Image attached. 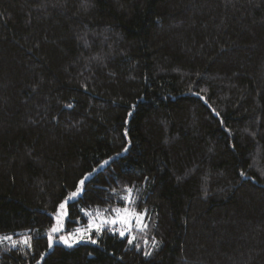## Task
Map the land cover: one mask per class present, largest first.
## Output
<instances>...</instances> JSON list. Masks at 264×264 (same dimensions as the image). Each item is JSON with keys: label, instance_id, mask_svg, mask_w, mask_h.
Here are the masks:
<instances>
[{"label": "trees", "instance_id": "trees-1", "mask_svg": "<svg viewBox=\"0 0 264 264\" xmlns=\"http://www.w3.org/2000/svg\"><path fill=\"white\" fill-rule=\"evenodd\" d=\"M127 187L133 244L87 232ZM6 236L0 264H264V0H0Z\"/></svg>", "mask_w": 264, "mask_h": 264}, {"label": "snow or ice", "instance_id": "snow-or-ice-1", "mask_svg": "<svg viewBox=\"0 0 264 264\" xmlns=\"http://www.w3.org/2000/svg\"><path fill=\"white\" fill-rule=\"evenodd\" d=\"M105 163H107V162H105ZM241 174L243 175V173H241ZM80 183L81 184H84L85 181L82 180ZM81 191H82V189L80 187H77V190L71 194V198H77L79 196V194L81 193ZM124 191H125L126 195H120L118 198L125 201L126 207L123 210H121L119 208L113 209V211L115 212V217L114 218H111V219L105 218L103 212H99L98 211L97 217H94L93 219H91L89 221L88 228H87V232L90 233L94 229L95 232H96V234L99 235L104 230V226L106 224H111V225L114 226L117 223H122V224H125L127 226L128 231L130 233L131 232L132 222L133 221L136 222L137 227H138V229L140 231H143L144 229H146L148 227V225L143 222L144 219H145V216H146L145 213H131L128 210L127 205H131V204H134L135 203V201L132 198L133 188L127 187ZM112 193L114 195H117L115 189H112ZM64 209H65V203H61L59 205V210H64ZM104 211L106 212L107 210L105 209ZM86 215H91V214L90 213H86ZM96 219H99V223H96ZM52 231L55 232V231H58V229L53 228ZM78 231L81 234H83L85 230L84 229H78ZM111 231L115 234L116 231H117V229L115 227H113L111 229ZM119 235L122 238H125L126 237L125 231H119ZM72 236H73V234H70L69 238H62V239H64V242L66 244H68L69 243V239ZM126 238L128 239V243L130 245L133 244V242L136 239V237L135 236H132V235H128ZM0 240H9V241L12 242L13 246H15L18 243V241L12 240V237L11 236L0 237ZM73 242H75V241L73 240ZM92 242L95 243L96 241L93 240ZM23 243L27 245L28 244V240L25 239L23 241ZM145 243H147V241H145ZM50 246H51V244H50ZM136 246L139 247V245H136ZM152 246L153 247L157 246V242L155 241L154 238L152 240ZM145 255H149V253L146 252Z\"/></svg>", "mask_w": 264, "mask_h": 264}, {"label": "rangeland", "instance_id": "rangeland-1", "mask_svg": "<svg viewBox=\"0 0 264 264\" xmlns=\"http://www.w3.org/2000/svg\"><path fill=\"white\" fill-rule=\"evenodd\" d=\"M122 210H123V209H122ZM129 212L134 213V212H132V211H130V210H129ZM55 216H56V217H55V225H54L53 228H56V229H57V228L59 227L60 223H61V214H60V211H58L57 214H56ZM104 217H105V218H108V219L114 218V217H115V213L112 214V215H109V216H104ZM97 223H99V220L97 221ZM116 225H118V229H119V231H125V233L128 232V228H127V226H126L125 224L117 223ZM132 226L137 227V224H136L135 221L132 222ZM137 228H138V227H137ZM65 237H66V236H64L63 238H65ZM72 238H73L72 240H69L68 245L73 244V240H74V241L81 240L79 237L77 238V237H75V236H72ZM60 241L64 242L63 239H61Z\"/></svg>", "mask_w": 264, "mask_h": 264}]
</instances>
